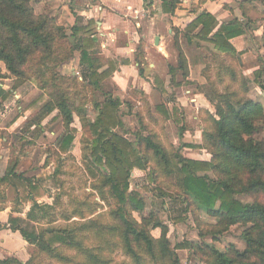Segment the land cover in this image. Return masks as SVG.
Here are the masks:
<instances>
[{
    "label": "trees",
    "instance_id": "1",
    "mask_svg": "<svg viewBox=\"0 0 264 264\" xmlns=\"http://www.w3.org/2000/svg\"><path fill=\"white\" fill-rule=\"evenodd\" d=\"M30 1L0 0V61L6 64L8 71L18 78L19 83L35 80L43 89L48 90L29 104L28 109H35L46 101L40 114L29 122L27 128L29 130L36 122L40 124L54 111H58L53 120L61 118L67 130L57 138L56 148L59 153H65L71 150L77 132L72 126L76 110L60 80L67 77L60 72H55L51 77H46L43 72H33L32 75L24 72L23 76L20 75L24 71L23 66L35 55L42 63L46 60H55L58 64L70 61V52L56 55L62 40L68 37L65 29L56 25L52 19L36 16ZM247 1H239L242 19L220 23L213 13L201 12L186 26L185 38L190 43L206 42L217 50L242 55L245 52H238L232 40L245 35L254 20ZM88 24L73 28L77 32L74 34V48L80 51L83 81L101 88L102 83L116 72L119 61L107 59L100 62L99 45L94 39L96 23L90 19ZM89 26L94 29L90 31ZM238 62L240 64L241 60L238 59ZM227 68L230 80H238L246 88L242 95L229 90V87L225 92L215 90L218 99L213 104L215 112L207 108L200 110L203 133L202 143L198 147L211 154L210 160L186 157L182 147L174 149L173 145L167 146L152 132L138 133L133 140L123 131L124 122L119 115L121 101L108 99L97 104V117L89 124L92 139L86 140L87 152L83 162L86 174L96 180L94 188L98 190L101 200H107V195L114 199L115 207L110 211L114 224L99 223V218L95 217L83 222L76 228V232L62 227L38 229L36 221L44 219L47 209L52 208V205L35 201L38 186L28 183L24 176L9 167L7 173L0 176V210L5 207L6 193L3 188L10 185L27 193V200L28 196L34 200L27 218L11 214L8 223L13 231H19L26 242L35 246V251L26 262L17 256H8L0 258V264H37L38 255L59 258L65 264H112L113 260L109 256L113 251L112 246L114 249L120 246L124 255L132 260L120 264H180L176 251L171 249L167 240L168 228L160 220L155 221L151 228L133 215L134 211L144 212L146 207L141 193L130 191V180L136 169H149L148 177L152 181L160 176L173 178L175 185L190 201V206H196L198 210L219 221L212 226L215 233L226 230L232 224L249 225L244 231L247 248L242 252L233 245L222 252L208 245L197 247L190 241L177 244L176 249L201 252L209 264H264V203H246L237 197L241 192L251 196L264 194V140L254 137L257 123L264 119L263 105L245 97L248 78L243 71ZM170 69L173 71L171 66ZM259 69L255 70L256 76L260 74ZM219 78L223 81L221 73ZM154 85L166 93L164 81L158 74L155 75ZM7 95L8 92L5 93L0 86V96L6 99ZM153 108L164 119L171 118L170 110L164 103ZM160 191L164 193L163 189ZM77 203L86 204L80 201ZM74 211L75 214L78 211L81 218L86 215L83 210ZM73 216L68 214L63 217L71 219ZM174 221L180 222L182 218L176 217ZM156 228L161 229L158 238L152 234V229ZM78 237L88 242L94 241V246L82 248L77 243ZM114 238L116 242L111 245ZM64 247H73L76 254L70 258L63 253Z\"/></svg>",
    "mask_w": 264,
    "mask_h": 264
},
{
    "label": "rangeland",
    "instance_id": "2",
    "mask_svg": "<svg viewBox=\"0 0 264 264\" xmlns=\"http://www.w3.org/2000/svg\"><path fill=\"white\" fill-rule=\"evenodd\" d=\"M74 1H30V5L36 16L52 19L56 25L65 29L68 38L62 40V46L57 48L58 53L56 55L70 52L71 59L64 64H58L55 60H46V63H42L40 58L35 55L30 58L27 65L23 66L24 71L20 75L23 76L24 72L31 75L33 72H43L46 77H51L55 72H60L67 77L65 80L60 79L61 85L66 89L67 95L70 96V100L76 110L72 126L77 129V132L71 150L59 153L56 148L55 141L67 130L65 121L61 118L53 120L58 111H54L40 124L36 122V125H32L28 130L27 126L29 122L37 118L42 105L46 101L35 109H28V106L34 99L48 90L43 89L40 83L35 80L29 79L24 83H19L17 81L18 78L8 71L3 61H0L3 74L0 75V84L7 85L9 89H17L19 87L21 97H14L13 92L9 91L6 99H3L4 102L0 103V116L2 119H5L4 124L9 127V123L12 120L18 119L19 122L14 127L15 129H11V131L0 130V136H7L8 138L6 142L0 140V143L4 144V146L6 145L9 149V154L11 155L9 167L14 168L18 174L24 176L28 183L32 182L38 186L34 196L35 201L41 204L52 205V208L47 209L46 217L39 222L36 221L38 229L62 227L76 232V228L83 222L95 217L99 218V223L114 224L110 211L115 207V201L108 195L107 200H101L98 190L94 188L96 180L86 174L83 162L84 154L87 152L85 149L86 140L92 139L89 124L97 117L98 103L108 99H118L121 101L119 115L124 122L123 131L133 140H135L138 133L142 132L146 134L147 132H152L158 135L159 139L167 146L171 147L173 145L174 149H177L179 146L182 147V152L184 143L181 141L180 129L179 138L181 143L179 145L175 141V136H173L175 127H180L173 123L169 124L168 119H164L156 112L153 105L145 96L140 94L139 100L132 101L127 96L117 92L108 81L102 83L101 88H95L83 81L80 51L74 48V42L76 41L74 34H77V32H74L73 28L77 25H89L88 21L90 19L81 21L82 19L77 16V7L79 5H76ZM234 5L238 8L239 0H236ZM247 7L254 18L248 29L251 40L250 53L255 58L254 63L249 65L250 61L245 58V53L239 55L238 53L233 54L217 50L213 45L206 42L190 43L184 39L181 43L182 36H180V31L177 33L178 40L174 36V41L170 44L174 51L172 59L176 65L178 64L177 54L180 55L183 64L187 54L195 53L198 56L196 57L197 60L191 61L194 70L193 82L187 78H184V80L191 85L193 83L195 85L199 84V86L195 87L200 88L201 86L203 88L201 92H204L212 105L218 101L215 90L225 92L229 87V90L236 91L240 95L244 93L245 85L242 86V82L238 80L231 81L227 73V67H232L238 72L243 71L248 78V83L246 84L248 90L245 93V97H250L256 102L261 103L264 111V0H248ZM76 18L79 19L77 20ZM89 28L90 31L94 29L92 26H89ZM257 29H259V35L255 37L254 30ZM96 34L97 31L94 32V35ZM183 34L185 38V32ZM98 50L101 51L100 48ZM143 52L147 53L145 50ZM238 52L241 51L238 50ZM98 56L100 62L106 61L104 57L99 54ZM238 59L241 60L240 64ZM150 60L174 66L172 65L173 63L169 65V61L167 60L164 62L154 52L151 54ZM251 65H257L258 68H261L258 70L260 71L259 75H255V70H249L250 72L246 70L245 66L248 68ZM219 73L223 76V81L220 80ZM213 107L214 113L215 106L213 105ZM178 113L179 111L176 112L177 116ZM51 132H54V134ZM24 135H27L26 138H22ZM254 137L264 140V119L257 123ZM142 171L137 176H132L130 191L136 190L140 192L145 200L146 207L144 212L134 211L133 215L137 220L147 224L151 228L157 220H160L168 228L166 237L171 249L176 251L175 253L179 258L180 264H209L201 252H195L194 249L175 248L177 244L184 241H190L197 247L208 245L222 252L229 250L232 245L241 252L247 248L244 231L249 225L242 223L232 224L226 230L215 233L212 226L217 225L219 221L206 212L198 210L196 206H190V201L186 199V196L175 185L173 178L160 176L157 180L152 181L148 177L149 169ZM3 189L6 193L5 199H7L6 202H8L11 214L27 218L34 200H30V196H28L27 200V193L17 189L14 185L4 187ZM160 189H163L164 193ZM237 197L246 203L254 201L264 203V194L262 193L251 196V194L241 192ZM79 201L86 202V204L81 205V203H77ZM94 202H97V204ZM92 208L94 209L91 210ZM77 209L83 210L86 213L84 218L78 215L80 214L78 211H76V214L74 213V210ZM68 214L75 216L71 219L63 217ZM176 217H181L182 221L175 222L174 218ZM85 233H88V231H85ZM152 234L157 238L160 237L161 229H152ZM78 240L77 243L82 248L89 247V245L94 246V241L88 242L79 237ZM114 242H116L115 238L111 240L110 244L113 245ZM11 243L12 245H8V247L0 246V258L17 256L23 262H26L33 256L35 251L34 245L24 242L22 243L24 246L21 245L19 247L18 241L12 240V238ZM112 247L113 251L109 253V256L113 260L112 264L130 263L132 261L124 255L120 246L117 249H114V246ZM62 251H64V254L69 255L70 258L76 254L73 247H64ZM206 255L211 258L208 253ZM36 260L37 264H65L59 258L46 255H38Z\"/></svg>",
    "mask_w": 264,
    "mask_h": 264
},
{
    "label": "crops",
    "instance_id": "3",
    "mask_svg": "<svg viewBox=\"0 0 264 264\" xmlns=\"http://www.w3.org/2000/svg\"><path fill=\"white\" fill-rule=\"evenodd\" d=\"M236 0H75L79 5L77 16L84 21L94 19L97 26L95 41L101 49L98 54L107 59L119 61L116 72L109 77L108 81L120 94L127 96L132 101L139 100L140 94L145 96L153 105L164 103L170 110L171 118L169 124L175 127V141L184 143L183 154L186 157L199 160H210L211 154L203 148L198 147L202 143L203 123L200 110L207 108L213 112L214 107L208 101L203 89L196 88L199 84L187 83L184 78L193 82V60H197L196 54H187L184 64L177 54L178 64L175 65L172 56L174 51L170 46L174 41L176 31H180L181 43L184 41V30L198 14L203 11L213 13L220 23L228 22L235 18L242 19L240 8L234 5ZM241 1V0H239ZM79 18H76L77 20ZM75 19V20H76ZM76 20V21H77ZM259 29L254 30V36L258 37ZM187 41V39H186ZM188 42V41H187ZM237 50L245 51V58L254 63V57L250 53L251 40L248 32L245 35L232 40ZM147 53H144L143 51ZM247 50V51H246ZM249 50V51H248ZM159 55L164 62L173 63V71L166 63L161 64L150 60L152 53ZM250 53V54H249ZM175 58V59H177ZM172 59V60H171ZM147 61V62H146ZM172 61V62H171ZM172 67V66H171ZM172 67V68H173ZM247 71L258 69L257 65L250 66ZM172 71V72H171ZM249 71V72H250ZM248 73V72H246ZM158 74L164 81L166 93L161 92L154 85L155 75ZM105 81V82H106ZM197 83V82H196ZM198 83H200L198 81ZM5 93L11 91L14 97H21L19 87L7 88L0 84ZM9 89V90H8ZM123 96V97H125ZM19 97V98H20ZM0 96V103H3ZM140 103V101H139ZM179 111L178 116L176 112ZM5 119L0 116V130L15 129L18 119L12 120L9 127L4 124ZM36 125V124H34ZM8 127V128H7ZM15 131V130H14ZM54 134V132H51ZM27 135L22 136L26 138ZM0 140L6 142L7 136H0ZM56 142V141H55ZM1 144V143H0ZM11 155L8 147L0 146V176L3 177L9 168ZM142 170L136 169L133 173L137 176ZM7 199L5 207L0 210V246L8 247L15 239L21 247L26 242L19 231H13L9 227L10 207ZM22 241V242H21ZM24 241V242H23ZM27 243V242H26ZM24 246V244L22 245Z\"/></svg>",
    "mask_w": 264,
    "mask_h": 264
}]
</instances>
